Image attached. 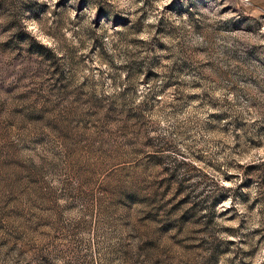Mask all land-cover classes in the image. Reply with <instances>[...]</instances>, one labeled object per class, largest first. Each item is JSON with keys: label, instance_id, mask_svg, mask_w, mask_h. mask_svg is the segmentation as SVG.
I'll list each match as a JSON object with an SVG mask.
<instances>
[{"label": "rangeland", "instance_id": "1", "mask_svg": "<svg viewBox=\"0 0 264 264\" xmlns=\"http://www.w3.org/2000/svg\"><path fill=\"white\" fill-rule=\"evenodd\" d=\"M0 264H264V0H0Z\"/></svg>", "mask_w": 264, "mask_h": 264}]
</instances>
